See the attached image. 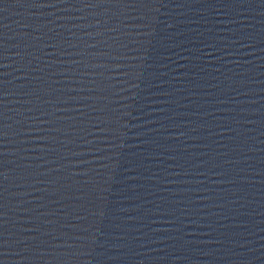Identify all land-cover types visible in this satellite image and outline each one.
Returning <instances> with one entry per match:
<instances>
[{
  "label": "water",
  "instance_id": "95a60500",
  "mask_svg": "<svg viewBox=\"0 0 264 264\" xmlns=\"http://www.w3.org/2000/svg\"><path fill=\"white\" fill-rule=\"evenodd\" d=\"M0 264H264V0H0Z\"/></svg>",
  "mask_w": 264,
  "mask_h": 264
}]
</instances>
